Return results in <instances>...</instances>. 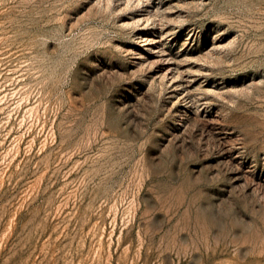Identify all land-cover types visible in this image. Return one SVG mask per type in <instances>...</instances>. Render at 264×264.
Returning a JSON list of instances; mask_svg holds the SVG:
<instances>
[{
  "label": "rangeland",
  "instance_id": "1",
  "mask_svg": "<svg viewBox=\"0 0 264 264\" xmlns=\"http://www.w3.org/2000/svg\"><path fill=\"white\" fill-rule=\"evenodd\" d=\"M0 264H264V0H0Z\"/></svg>",
  "mask_w": 264,
  "mask_h": 264
}]
</instances>
